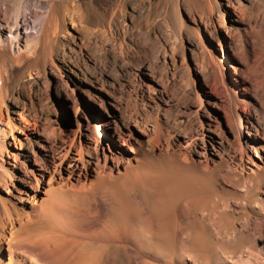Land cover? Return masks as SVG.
<instances>
[{
  "label": "rangeland",
  "instance_id": "rangeland-1",
  "mask_svg": "<svg viewBox=\"0 0 264 264\" xmlns=\"http://www.w3.org/2000/svg\"><path fill=\"white\" fill-rule=\"evenodd\" d=\"M220 2L231 8L220 12ZM55 3L63 5L70 34L38 42ZM175 3L0 0V33L25 18L32 33L21 44L38 42L32 54L9 61L0 83V111L7 120H0V140L7 133L5 165L13 171L6 183L0 170V264L9 259L2 227L9 230L14 220L19 229L18 220L28 216L32 222L17 235L20 253L46 240L59 241L50 242L55 253L39 252L42 264L55 255L63 264H264V178L256 179L264 170V0ZM85 7L88 20L82 18ZM232 7L241 23L234 22ZM94 9L103 12L105 23ZM45 45L48 56L42 53ZM118 134L130 146H122ZM73 143L67 162L78 159L83 144L87 166L79 162L81 174L69 179L65 165L60 183L48 185L50 176L42 180L38 174ZM182 155L214 169L202 182L212 188L219 212L201 217L223 246L200 249L194 258L176 247L141 250L107 241V219L119 203L146 215L139 192L182 176L173 167L183 163ZM116 157L135 171L125 172L123 165L118 172ZM35 193L37 204L53 197L52 205L37 213L31 202ZM61 224L69 227L68 235ZM59 233L65 238L59 240Z\"/></svg>",
  "mask_w": 264,
  "mask_h": 264
},
{
  "label": "bare ground",
  "instance_id": "bare-ground-1",
  "mask_svg": "<svg viewBox=\"0 0 264 264\" xmlns=\"http://www.w3.org/2000/svg\"><path fill=\"white\" fill-rule=\"evenodd\" d=\"M175 1L177 2L175 4L180 5L183 0H175ZM213 4H212V6H213ZM219 7H220V9H219L220 12L222 11V8H224V10H228L229 8H231V6H229L223 2L219 3ZM77 8H79V10H80L81 4H77ZM232 9H234L236 11L235 15L238 17V19H235L234 22L235 23H241V19H240L239 15L237 14L238 10L235 7H232ZM238 9H239V7H238ZM94 11H95V14L97 15V17L99 18V20L105 23L107 19H105V15L103 14V12H100L97 9H94ZM62 12H63V5L62 4H56L55 3V4H51L49 6L46 17H45V21L43 24V28L41 29V31L39 33L40 35H38L39 37H37L38 42L46 41L48 38H50L51 35L55 36L54 39L57 38L59 40H62L65 38V36L68 33L70 34L69 26L66 24L65 19H63L64 17L62 18ZM212 13L214 15V11ZM240 14H241V9H240ZM89 16L90 15L88 13V10L85 7L84 12L82 13V18L88 20ZM71 19H73V18H71ZM82 21H83V19H82ZM73 23H74V20H73ZM77 23H78V21H77ZM81 24H82V22H81ZM110 24H111V22H110ZM184 24H185V22H184ZM206 24H208V23H206ZM186 25L188 26V24H186ZM181 28H183V27H181ZM181 28H179V29L182 30ZM231 29H228L226 31L228 33L227 35H229L230 37H232ZM30 33H32V32L28 31V27H27L25 18L22 21H20L19 17L17 19V23L13 27L7 26V31L5 34L0 33V57H2V61L0 60V83H1V85L5 79V70H6L5 66L9 63V61L12 58H19L20 56H23V55L28 56L29 54H32L34 49L35 50L37 49V43H38L37 41H36L37 43H35L34 45H30V44L22 45L21 44V41H24L25 43H27L29 41V39L31 37ZM34 40H36V39H34ZM39 45H40V43H39ZM41 46H43L42 43H41ZM47 48H48V46L45 45L43 50H42L43 55H46V56L49 55L48 54L49 51ZM13 60H15V59H13ZM14 62H16V61H14ZM7 74L8 73H6V76H7ZM1 85H0V87H1ZM20 117H21L20 119H23V116H20ZM0 120L7 121L3 110L0 111ZM23 123H24V121L20 120V124L23 125ZM24 126H26V125H24ZM17 127H18V125L14 124V128H17ZM97 136L98 137L102 136L101 130L99 131ZM7 137H8L7 133H5L2 135V137H1L2 139L0 140V170L3 172L5 182L8 180L12 181V179H13L12 178L13 177V171L11 170V167H8L5 165V163H6L5 156L8 155L7 154V141H8ZM117 141L122 146H124V145L130 146L129 140H127L122 135H119V134L117 135ZM94 142H95L94 146H96V148H97L98 142L96 140H94ZM111 142L113 143L114 141L111 140ZM112 143L110 144V147L113 149ZM74 146H76L75 143H73L72 146H70V149L65 150L62 153V155L60 156V158H57V159L53 158L51 163L46 166L45 172H41L40 174H38L42 180L43 179L45 180L47 174L50 176L48 179V185L53 186L56 183H60V180H62L64 177L63 168L65 167V165H67L66 174H67L69 179H72L73 177L79 175V173L82 171L79 162L82 163L83 166H87L88 163L83 156V152H84L83 150H85L86 148L84 149L83 144H80V146L78 148V159L73 158L71 161L67 162V159H69L72 149L75 148ZM138 153H140L141 155H144L143 151L141 149H139ZM186 157L189 158V156L187 154H186ZM186 157L181 158L184 160L183 163L175 164L176 166H173L174 169L179 171V173H181L182 176L178 175L175 178L173 176H169V178L165 181H157V182L151 183L149 185L150 186L149 188L141 189V191L139 192L140 197H141L140 202L142 205L141 207L146 209V212H147L146 215H141L140 213H135L134 211L131 212L129 210V208H130L128 206L129 204L126 202L119 203V205L114 209L113 213L110 214L109 219H107L108 225H109L108 229L110 230V233H111V236H110L111 240L108 239L107 241L111 242L112 240H117L118 243L121 244L123 248L129 247L131 245H135L136 247L140 248L141 250L145 249V247H147V246H149V247H151V246L152 247L153 246L154 247H158V246L160 247L161 246L162 248L163 247L164 248L169 247V248H167L169 250H170V248L176 247L177 249H180L185 253L191 254L194 258L198 257L197 252H199L200 249L201 250H210V249H213L214 247L223 246L224 242L223 241L221 242L220 239L218 241H217V239H215L216 237H214V236H216V235H214V233L211 232V230L210 231L208 230V228L205 226V224L203 222L204 218L201 217V213L204 214L205 212L206 213L208 212L209 215L212 216L215 212H219V211H216L217 206L212 201V198L215 195L214 192L211 190L212 188L210 189L209 187H206L205 186L206 184H204L202 182V180L203 179L205 180L208 175L213 174L214 169H212L209 166V164H205L204 162H196V161H193L191 159H187ZM108 158H109V156L105 155L106 162H107ZM116 161H117L118 172H119L121 167L124 165V161H123L122 157H118V158L116 157ZM134 168L135 167L132 166L130 163H127V165L124 167V170H125V172H128V171H132ZM1 171H0V173H1ZM133 171H135V170H133ZM251 171L254 172L253 169ZM98 176L99 177L101 176L100 172H98ZM39 177H37V183L38 184L40 182ZM259 178L260 179L264 178V170H263V173L256 172V179L258 180ZM52 193H53V191H52ZM56 194H57V192L55 193V195ZM31 198H32V201H31L32 204L33 205L37 204L38 194L35 193L33 196H31ZM52 199H53V197H52ZM52 199L45 200L43 203L42 202L38 203L37 204L38 209L36 210V212L39 213L38 212L39 210L44 211L45 209L50 207L53 203ZM6 212L8 214L7 208H6ZM10 214H11V212H10ZM10 214H8V217H10ZM50 214H52V213H50ZM57 215H58V213L56 214V217H57ZM53 219L55 220V218H52L51 221H53ZM30 221H31L30 216H28L26 218L19 219L18 224L20 225V227H19V229H16L14 220H11L10 229L7 230V228L9 226L6 227V230L8 232L4 229L5 228L4 226L2 227V229H1L2 230L1 231L2 236L1 237H3V239H5V241L9 240V242H8L9 259L6 262V264H42L40 259L38 258L39 252L47 251L48 253L49 252L55 253L52 250L54 248H52L51 243H53V245H56L57 243H59V241L56 243L55 241H53V239H51V241H53V242L50 241L51 243L47 242V240H46V243H37L36 245H32L30 249L26 248V250L22 251V253H20L18 251V250L22 249L23 243H21L22 242L21 240L17 239V235L22 231V229L24 230V228H26L25 226L28 225V223ZM57 221H58V219L56 220V222ZM58 222L54 225L57 226ZM68 222H70V221H68ZM68 222H66L65 224H67ZM1 224H3V223H1ZM59 224H58V226H59ZM70 224L68 226H70ZM67 225L63 226L61 224V226L65 229V231H64V229L62 228L63 232L67 233L66 229L67 228L69 229V227ZM58 226H57V228H58ZM71 227H72V225H71ZM72 230H73V228H72ZM72 230H71V233H72ZM219 231L220 230H218V232ZM57 232H58V230H57ZM59 232H60V230H59ZM74 233H75V231H74ZM219 233H220V235L222 234L221 231ZM61 234H63V233H61ZM61 234L59 233V236H57L60 239L56 238V240H58V239L61 240L62 236L65 238L64 235H62L60 237ZM68 234L69 233H67V235ZM73 236H75V235H73ZM228 236H230V235H229V232L227 231V232H225V237H228ZM18 237H19V235H18ZM221 237H223V236H221ZM89 239L91 240L90 237H89ZM62 241H64V240H62ZM0 244H2V243H0ZM26 244H28V243H26ZM149 247H148V249H149ZM23 254L26 256H24ZM76 254L78 255V253H76ZM117 254H118V252H117ZM51 257H52L51 259L45 261L43 264H63L64 263L63 262L64 258L61 259L62 257H60L58 255H55V257H53V256H51ZM118 257L122 258L121 253ZM2 260L3 259L0 258V262ZM121 263H123V262H121ZM126 263H127V261H126ZM71 264H73V263H71ZM76 264H77V262H76Z\"/></svg>",
  "mask_w": 264,
  "mask_h": 264
}]
</instances>
